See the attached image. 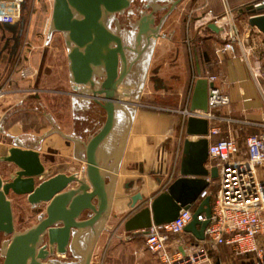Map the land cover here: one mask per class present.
<instances>
[{"label": "crops", "instance_id": "crops-1", "mask_svg": "<svg viewBox=\"0 0 264 264\" xmlns=\"http://www.w3.org/2000/svg\"><path fill=\"white\" fill-rule=\"evenodd\" d=\"M146 1H133L132 26L140 19L142 11L153 12L155 17L153 9L158 10L159 16L164 18L161 24L162 34L155 39L153 50L147 60L152 73L146 76L135 92L136 95L122 98L130 103L125 102L123 109L119 110L114 132L100 150V160L108 167V171L112 172L109 167H115L118 162L117 184L111 214L99 237L96 249L100 246L99 241L103 233H107V236L104 243L102 242L103 245L100 246L101 252L93 254V258L99 257L102 263L108 256L110 263L123 264L122 262L126 261L129 255L126 254L129 248L143 249L138 242V238L143 234L126 232L124 223L139 208L148 205V200L165 190L171 167L176 166L178 169L176 156L182 152L183 141L186 138H197L185 133L187 115L184 112L189 110L194 83L199 76L198 70L200 74L207 72L215 74L217 76L215 84L228 95V105L214 113L220 117L245 120L249 123L244 125L239 136L240 143L245 138V132L255 133L264 130L260 125L264 120V81L258 83L252 76L246 61L239 57L233 59L224 57L221 62H217L214 47L221 41V37L218 33L208 28H201L199 25L198 14L218 4V0H182L171 12L169 9L168 13L172 0H155L156 3L153 6H146ZM259 1L229 0V3L235 9V23L243 44L252 48L251 60H258L264 64V34L248 24L249 14L245 10L247 5ZM149 8H152L151 12ZM162 13L166 14L162 15ZM119 24L122 31V25ZM199 36L203 38L201 42L198 39ZM145 39L146 37L142 45ZM32 57L34 59V56ZM139 57L141 54L138 55ZM4 65L0 69H3ZM30 65L33 68L38 66L34 63ZM39 70L41 71V64ZM68 73L69 78L66 79H63L59 72L56 73L58 75L56 80L50 79V73L41 82L39 73L37 79L30 80L26 82L27 84H15L16 88L19 87L22 90L4 99L10 103V106L5 111H1L0 132L3 133L1 142L4 146L17 143L23 147L37 149L41 152L44 162L45 156L49 159L54 158L53 163L47 164L48 168L55 167L56 171L70 174L81 173L82 169H78L80 167L76 166V161L83 163L81 166H86L83 160L85 157L83 144L99 131L105 120L100 112L88 110L91 98L87 95L86 87L81 86L80 91L76 92L70 72ZM30 86L36 87L35 94L28 91ZM146 89H149V93H154L153 103L157 102L156 96L161 103L157 102L154 106L143 103V99L146 101L151 99H142ZM46 94L64 98L73 112L72 119L66 120L64 125H59L53 120L51 114L45 111L43 114L48 122L37 129L33 122H29L28 115H36L39 112L37 106L44 104ZM4 101H0V108ZM15 115L18 116L17 120H13L9 128L4 130L2 125L11 121ZM127 124L130 125L128 130L125 129ZM55 128L70 138L62 136ZM124 136L125 142L120 154L119 145ZM217 138L218 136H214L213 140ZM117 156L119 158L116 161ZM2 168L3 166L0 165L1 173H3ZM177 175L179 176V173ZM138 192L143 194L144 200L138 201L136 208H132L131 198ZM13 195L15 194L11 193L9 198L13 203L16 222L17 215L28 208L23 205L22 200H16L17 195ZM111 218L114 219L113 224H108ZM129 236H132V239H129ZM145 255L144 251L139 256L134 254L135 258L142 260V263Z\"/></svg>", "mask_w": 264, "mask_h": 264}, {"label": "water", "instance_id": "water-1", "mask_svg": "<svg viewBox=\"0 0 264 264\" xmlns=\"http://www.w3.org/2000/svg\"><path fill=\"white\" fill-rule=\"evenodd\" d=\"M133 1H53L49 34L63 33L74 90L78 92L81 86L86 87L87 95L106 111V120L99 131L83 144L86 166L82 176L56 171L55 167L48 168L37 149L17 143L12 146L0 144V162L6 166L4 174L0 171V264H47L41 262V259L55 250L66 253L71 239L75 243L83 237L87 238V250L83 254L82 264H91L99 237L111 214L117 184L118 162L115 167H109L112 172L108 171V167L100 160V150L114 132L119 110L123 109L125 102L130 103L122 98L131 94L119 89L136 61L128 65L126 49L137 52V48L142 46L144 35H147L146 20L150 18L154 22L153 12L142 11L140 19L133 26L134 29L137 28V32H129V36H134L137 48L125 45L119 22L113 29L111 18L124 13ZM181 1L173 0L170 12ZM245 10L249 14L248 24L264 34V3L249 4ZM208 28L217 32V27L212 23L208 24ZM0 29L3 33L12 30L2 25ZM157 30L159 31V27ZM12 32L15 33V29ZM148 40L151 42L150 38ZM4 49L5 47L0 50V55ZM46 53L47 50H44L43 60ZM198 75L189 110L207 111L208 87L213 83H208L206 78L201 77L199 70ZM129 127L127 124L125 129L128 130ZM55 130L65 138H70L58 128ZM185 133L197 138H186L183 141L179 176L171 181L166 190L148 200V205L125 221L124 228L127 231L145 232L153 223L159 225L171 222L181 209H191L200 193L210 185V180L217 178L216 166L210 169L206 167L208 120L187 116ZM124 139L125 136L119 145L120 154ZM49 162L53 163L54 159L51 158ZM11 193L25 196L33 207L44 205V213L40 214L37 224L23 231L17 230L13 203L9 198ZM131 199V207L136 208L138 201H143L144 196L138 192ZM86 211H91L90 216L82 218ZM200 213L205 214L204 221L197 220ZM210 216L211 196L208 195L200 200L194 209L192 220L184 230L197 240H203ZM44 236L48 242L40 247ZM47 246L49 249H46Z\"/></svg>", "mask_w": 264, "mask_h": 264}, {"label": "built area", "instance_id": "built-area-1", "mask_svg": "<svg viewBox=\"0 0 264 264\" xmlns=\"http://www.w3.org/2000/svg\"><path fill=\"white\" fill-rule=\"evenodd\" d=\"M27 1L0 0V25L10 27L12 30L9 32L13 36V45L0 71V99L22 90L13 85L17 81L15 69L19 68L22 54L19 47L26 23ZM261 3L264 0L255 5ZM234 12L229 0H218V4L198 14L199 25L204 29L208 28L209 23L217 27L215 33L221 37L214 47L217 62L224 57H239L246 61L252 76L259 83L264 81V64L251 60L252 48L243 44ZM198 39L200 42L203 40L200 36ZM18 70L22 79H29L37 73L27 64ZM200 76L213 83L208 87V109L186 110L184 113L208 120L206 138L208 161L211 163L207 161L206 167L210 169L216 166L218 170L217 189L213 193L208 189L203 190L195 203L196 208L201 199L211 196V216L204 230V239L197 240L191 233H186L184 228L192 220L194 209H181L171 222L153 223L145 232H141L146 237L145 248L134 250V254L139 256L145 250L154 256L158 264H212L209 253L224 247L244 264H264V172L260 171L264 169V130L246 135L240 143L239 136L244 125L249 123L216 115V110L228 105V95L215 84V74L207 72ZM260 125L264 128V120ZM214 136L218 138L213 140ZM172 177L173 173L171 180ZM205 219L204 213L197 215V220ZM187 236L193 239H186Z\"/></svg>", "mask_w": 264, "mask_h": 264}, {"label": "rangeland", "instance_id": "rangeland-1", "mask_svg": "<svg viewBox=\"0 0 264 264\" xmlns=\"http://www.w3.org/2000/svg\"><path fill=\"white\" fill-rule=\"evenodd\" d=\"M53 1L54 0H28L27 1V7H26V12H25L26 23H25V27L23 30L22 44L19 47L20 51H22V54H21V58L19 61L20 63L18 64L19 66L18 65L17 66L21 68L25 64L30 65L31 63H34V64H37L40 68V64H41L42 73L40 74V78H39L40 82L45 80L47 74H50V73L52 75V76L50 75V79L52 80L57 78L58 75L56 73L58 72L60 73L59 75H61L63 79L68 78V65H69V61L67 58L68 48L64 41V35L61 32H54L53 34H49L50 22L52 18V10H53ZM1 33H2V30L0 29V36H1ZM6 34L12 36V34L8 31L6 32ZM11 45H13V40L11 41ZM44 50H47V55H45V59L43 60ZM9 51L10 49H8L6 54L4 53L3 55H0V68L2 65L5 64L6 59L8 57L7 55H9L10 53ZM32 56H34V59ZM39 62L40 64H38ZM38 66L37 68L32 67L34 70H37V73L36 75H34L33 77L29 79L20 78V74L18 70L19 68L18 69L16 68L17 70L15 69V78H17V81L15 82V84H19V83L23 84V83L29 82L30 80L33 81L37 79L39 76ZM1 70L2 69H0V71ZM150 72L152 73V71ZM13 87L15 88V85H13ZM34 89H36V87L34 86L28 87V91L31 94H35L37 89L36 90ZM149 89L152 91L151 87ZM149 89H146L145 94L143 95L144 97H142V99L143 98H151V99L148 101L143 99V103L147 105H151V106L157 105L156 103H153L155 98L152 96L154 93H149L148 92ZM8 96L10 95L4 96V98L0 99V101L2 100L4 101V99ZM44 96H45L44 104H40L39 106H37L38 108L37 110L39 112L36 115H32V114L28 115L30 117L29 122L31 123L33 122L34 127L38 129L41 127V125L47 124L48 122L46 119L47 117L43 114L45 111L46 113H50L51 116L53 117V120L59 125H64L66 120L72 119L73 112L72 110H70L71 107L69 103L66 102L64 98H60L57 95H51V94H46ZM4 102H2L1 104L2 107L0 108V114H1V111H5L8 108V106H10L9 102H6L5 105L3 106ZM16 115L11 121H8L4 125H2V128L4 130L9 128L13 120L15 121L17 120L18 116ZM247 132H245V136L252 133L251 131H249L248 133ZM2 138H3V133L0 132V144H2L1 142ZM181 155H182V152L180 153V155L176 156L177 158L176 164L178 165V169L176 166L175 167L172 166L171 171L168 172V177H167L168 179H170L171 173H173L172 180L179 173V164H180ZM178 158H179V162H178ZM44 159L46 161V165L47 164L49 165L50 164L49 158L45 156ZM76 162H77L75 163L77 164L76 166L80 167L78 169H82L80 176L84 175L83 171L85 169V166H81V164H83L81 162H78V161ZM209 163H211V161H208V164ZM0 165L3 166L2 169H3V172H5L4 170L6 167L5 164L0 162ZM260 171L264 172V169H260ZM172 180L170 179L169 184L171 183ZM217 184H218L217 178L211 179L210 185H209L210 190L214 192L217 189V186H218ZM15 197H17L16 200L18 199L22 200L23 205L26 208H28V209H25V211H22L23 212L22 214L18 212L19 214L16 217V228L19 231H23L31 227L32 225L36 224L37 219L40 215L39 216L35 215V213L32 212V210L30 209V204L27 203V199L25 196H15ZM113 221L114 219L111 218L108 224H113ZM106 236H107V233L106 234L103 233V236L99 241L100 246L103 245L106 239ZM138 239H139L138 242L141 245L140 247L144 249L145 243H146L145 235H141ZM186 239L192 240L193 238L191 236H187ZM100 246H98L97 249L95 248V252H94L95 254L101 252ZM144 252L146 251L144 250ZM133 253H134V250H132V248H129L128 251L126 252V254H129L127 257V260L123 261L122 263L123 264H158L154 256L149 252H146V255H145L146 257L143 260V263L141 259L135 258ZM209 256L211 258L212 264H244L243 261L235 258L234 255L231 254V251L229 249L224 248V247H220L216 251L210 252ZM106 257L107 259L104 260L103 263L101 262L99 257H94L92 258L91 264H101V263L102 264H120V263H110L108 260V256ZM1 262L2 260H0V263Z\"/></svg>", "mask_w": 264, "mask_h": 264}, {"label": "flooded vegetation", "instance_id": "flooded-vegetation-1", "mask_svg": "<svg viewBox=\"0 0 264 264\" xmlns=\"http://www.w3.org/2000/svg\"><path fill=\"white\" fill-rule=\"evenodd\" d=\"M172 2H173V0L171 1V4H172ZM155 3H156L155 0H147L145 2V5L146 6H153ZM171 4L167 10V13H168L169 9L171 8ZM133 8H134V4L132 3L130 8L127 9L123 14H117L114 17H112L111 18V26L113 27V29H115L116 23L117 22L121 23L122 31L120 32V34L123 37L124 44L129 46V47H133L135 49V48H137L136 47V41H134L135 39H133V37H129V31L130 30L133 33L137 32V30L134 31V28L132 26L133 20L131 19V17H133V16L131 15V13L133 11ZM148 10H149V12H151L152 8H149ZM158 12H159L158 10H154V13L156 15L155 17L153 16L154 22L150 18L146 20V24L148 27H147V35H144L146 37V39L144 41V45L137 48V50H138L137 52H135V50H133V49H128V48L126 49V53L128 55V65H130L133 61H135V60L136 61L133 63L130 71L128 72L123 83L120 85L119 89L122 92H128L129 94H131L129 97H131L132 95H135V92L137 91V89L140 87L141 83H143V81L146 79V76L151 71L150 68L148 67L147 60L150 56V53L153 50L155 39L157 37H160L162 34L161 33V24L163 23V20H164L163 17L159 16ZM165 14L166 13H162V15H165ZM157 15L159 17H157ZM158 27H159V31L157 30ZM149 38H150L151 42L148 40ZM12 40H13V36L7 35L6 32L1 33L0 50L5 47L4 52L1 55H3L4 53L6 54L8 49H10ZM64 41H65V39H64ZM138 52L141 54V57H139V58H138ZM45 55H47V53ZM67 58H68V54H67ZM120 69H121V66H120ZM68 71H69V67H68ZM39 73L40 74L42 73V69H41V71L39 70ZM68 78H69V76H68ZM125 98H128V97H125ZM88 110H92L93 112H100L102 114V116L104 117V120H106V111L98 103H96L93 99H91ZM47 158H49V157H47ZM51 158L52 157H50V159ZM76 173H78L80 175L79 172H76ZM42 208H44V205L35 206V207L30 205V209L32 210V212H34L35 215H38V216L41 213H44ZM90 214H91V211H86L82 218H88L90 216ZM39 218L40 217H38L36 224L39 222ZM47 242H48L47 237L44 236L43 242L41 243L40 247L47 244ZM75 243H77V244H75ZM75 243L71 239V242L68 246L66 253H59L57 250H55L54 253H49L45 259H41V262L47 263V264H82L83 259H84L83 254L87 250V238L85 241L83 240V238H81V240L79 238V240L76 241ZM46 249H49V247L47 246ZM91 263H92V261H91Z\"/></svg>", "mask_w": 264, "mask_h": 264}, {"label": "trees", "instance_id": "trees-1", "mask_svg": "<svg viewBox=\"0 0 264 264\" xmlns=\"http://www.w3.org/2000/svg\"><path fill=\"white\" fill-rule=\"evenodd\" d=\"M156 100H157V102H159V104L161 103L160 101H159V98L156 96ZM156 101H155V103H157ZM168 105V104H167ZM175 178H173V180H174ZM168 188V186L165 188V190ZM206 189H208L211 193H213V191H211L210 190V188H209V186L206 188ZM192 209H195V204L192 206Z\"/></svg>", "mask_w": 264, "mask_h": 264}, {"label": "bare ground", "instance_id": "bare-ground-1", "mask_svg": "<svg viewBox=\"0 0 264 264\" xmlns=\"http://www.w3.org/2000/svg\"><path fill=\"white\" fill-rule=\"evenodd\" d=\"M83 240L85 241L86 240V237H83Z\"/></svg>", "mask_w": 264, "mask_h": 264}]
</instances>
